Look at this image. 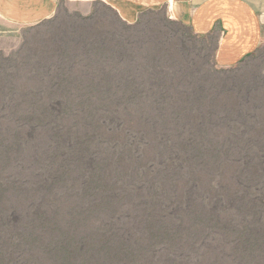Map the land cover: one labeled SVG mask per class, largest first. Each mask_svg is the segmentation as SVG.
<instances>
[{
  "label": "rangeland",
  "instance_id": "obj_1",
  "mask_svg": "<svg viewBox=\"0 0 264 264\" xmlns=\"http://www.w3.org/2000/svg\"><path fill=\"white\" fill-rule=\"evenodd\" d=\"M215 48L164 7L0 21V264H264V49Z\"/></svg>",
  "mask_w": 264,
  "mask_h": 264
},
{
  "label": "crops",
  "instance_id": "obj_2",
  "mask_svg": "<svg viewBox=\"0 0 264 264\" xmlns=\"http://www.w3.org/2000/svg\"><path fill=\"white\" fill-rule=\"evenodd\" d=\"M67 1H101L125 22L162 8L193 33L216 36V48L237 64L264 49V0H0V21L14 26L51 18Z\"/></svg>",
  "mask_w": 264,
  "mask_h": 264
},
{
  "label": "bare ground",
  "instance_id": "obj_3",
  "mask_svg": "<svg viewBox=\"0 0 264 264\" xmlns=\"http://www.w3.org/2000/svg\"><path fill=\"white\" fill-rule=\"evenodd\" d=\"M214 58H215L216 64L218 66H221V67H232V66L237 65V63H235L234 61H232L230 58H228L227 56H225L224 54H222L217 49H215Z\"/></svg>",
  "mask_w": 264,
  "mask_h": 264
}]
</instances>
